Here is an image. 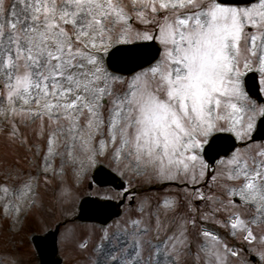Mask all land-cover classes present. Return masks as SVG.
I'll return each mask as SVG.
<instances>
[{"label":"snow or ice","instance_id":"6c2138e0","mask_svg":"<svg viewBox=\"0 0 264 264\" xmlns=\"http://www.w3.org/2000/svg\"><path fill=\"white\" fill-rule=\"evenodd\" d=\"M129 38L141 43L118 47L129 45ZM152 46L154 52L146 51ZM118 54L129 66L120 70L129 75L106 66L115 67ZM249 71L259 74L258 90L264 91V0L245 6L229 0H0V115L8 116L0 128L15 137L18 117L51 119L55 112L75 132L84 117L88 129L102 136L107 129L96 151L92 137H79L90 164L110 143L118 166L127 156L159 180L194 186L186 196L202 202L213 197L195 186L215 182L222 170L220 188L235 217L231 234L239 230L264 260V233L253 231L264 223V144L251 147L258 123L264 128V105L245 92ZM42 99L44 110L34 111L30 106L39 109ZM218 132L233 133L248 151L209 164L204 143ZM121 187L127 198V186ZM30 191L25 183L22 194ZM62 196L72 203L70 191ZM191 204L165 199L154 222L142 216L105 230L90 264H185L190 254L194 264H251L208 230L199 233L206 244L192 253L198 217ZM243 210L255 218L246 220Z\"/></svg>","mask_w":264,"mask_h":264},{"label":"rangeland","instance_id":"374dc122","mask_svg":"<svg viewBox=\"0 0 264 264\" xmlns=\"http://www.w3.org/2000/svg\"><path fill=\"white\" fill-rule=\"evenodd\" d=\"M133 42L137 41L134 38H129V43ZM250 64L253 69L258 67L255 59H251ZM109 71L111 70L109 69ZM114 73L117 75L130 74ZM248 97L253 103L260 105L250 96ZM46 102L42 99L39 109L35 104L30 107L34 111H43V105ZM224 114L222 111L221 115ZM63 115V113L54 112L51 119L47 116L42 118L31 114L18 117L16 123L18 132L15 137L11 136L10 129L0 128V264H39L31 240L33 233L46 232L54 228L59 221L72 218L78 210L81 198L85 195L94 194L102 198L113 199L120 197L121 193L111 188L94 186L91 190L89 189L92 172L99 163L119 170V173L134 190L141 191L142 188L149 186L148 194L154 196V199H150L151 201L157 202L159 198L161 200L158 201L159 205L152 206L148 194L140 193L136 198L135 205L132 208L126 205L123 215L106 227L82 222H68L62 227L60 233V250L64 256L65 264H90L91 259L95 258L94 250L105 230L116 231L118 226H127L130 220L140 219L142 216L144 218L152 216L154 222L153 214L157 212L165 199L171 198L192 201L193 212L191 215L198 217L196 227L191 232V236L195 237V251L197 244H206L199 235L202 230L209 229L217 232L220 227L222 230L220 239L230 249L243 253L251 264H264L259 251L253 250L257 246L245 244L239 230H235L237 232L235 237L231 234L234 230L230 227V223L235 217H231L230 213L233 209L228 205L226 194L220 188L221 184L226 183L221 176L222 170L217 172L216 182L219 181V186L212 184L216 189L213 192V199L205 200L197 213L190 195L186 196V193L190 192L185 188L169 186L165 187V193H155L154 183L162 180H158L154 175H148L150 169L138 166L134 159L127 156H124L118 166L113 159V146L110 143L108 152L104 156H97L95 162L90 164L88 161L90 153L81 149L79 137L81 134L85 140L92 137L91 148L96 151L100 147L101 139L107 141V129L102 130L105 133L102 136L96 133L94 127L92 129L85 127V118L81 117L79 129L69 132L71 125L68 120L63 118ZM6 119L8 116L0 115V124ZM73 136L77 137L75 141L72 139ZM261 144L264 143H254L251 147ZM50 148L51 152H49ZM238 151L247 152L248 148L245 145L240 146ZM69 152L72 153V157L69 156ZM29 182L31 191L27 195H23V185ZM227 183L238 186L240 182ZM4 189L7 191L5 192ZM65 190L72 193L71 204L64 203L65 197L62 196V193ZM202 193L207 196V191ZM235 203L239 204L236 201ZM254 203L259 205L260 201ZM213 209L220 210L213 212ZM243 211L247 213L244 216L246 220L255 218L250 210ZM199 217L203 218L200 223ZM26 220L28 223L25 228L18 231ZM253 231L257 234L264 233V223L253 228ZM81 245H87V247L82 248ZM185 264H194L192 257L189 256Z\"/></svg>","mask_w":264,"mask_h":264},{"label":"water","instance_id":"95a60500","mask_svg":"<svg viewBox=\"0 0 264 264\" xmlns=\"http://www.w3.org/2000/svg\"><path fill=\"white\" fill-rule=\"evenodd\" d=\"M234 2H248V0H229ZM155 48H146L148 52H154ZM119 56V54H118ZM115 59L113 61L115 63ZM113 67L116 70L126 69L129 66H119L115 64ZM112 67V66H111ZM126 71V70H124ZM128 72V71H126ZM250 92L260 97L258 90V82L255 75L250 76L249 80ZM255 139L264 138V128L259 126L258 132L254 136ZM235 146V141L228 134L216 135L210 144L206 147V156L212 162V158H217L220 155H227ZM95 180L100 185L113 184L118 188H122L123 182L119 181V177L113 172L102 166L95 174ZM122 203V202H121ZM121 203L113 202L112 200H98L94 198H85L80 206V214L78 216L81 220H97L101 222H109L113 217L119 215L121 212L119 207ZM59 229L51 230L43 235H35L33 237L34 244L38 250L41 264H62L61 258L58 256V232Z\"/></svg>","mask_w":264,"mask_h":264}]
</instances>
